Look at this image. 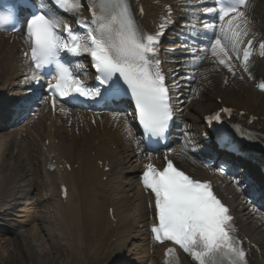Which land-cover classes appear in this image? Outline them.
<instances>
[{"label": "snow or ice", "instance_id": "snow-or-ice-1", "mask_svg": "<svg viewBox=\"0 0 264 264\" xmlns=\"http://www.w3.org/2000/svg\"><path fill=\"white\" fill-rule=\"evenodd\" d=\"M53 2L62 11L73 15L82 7V0ZM214 3L221 6L204 8L203 15H218L219 20L224 21L233 14L227 21L229 28L222 27L220 35L215 34L214 24L204 23L203 29L205 33L212 30L215 36L208 42L212 55L219 57L222 54L227 59H219V63L233 71L228 49L236 52L240 59L238 45L248 35V28L245 13L239 9L246 0H214ZM89 11L91 21L83 22V33L53 14L43 0L26 20L25 35L30 46V53L25 52L26 58L36 71L49 68L55 72L56 83L47 85L53 108L57 97L65 103L78 99L107 103L130 94L145 136L157 140L163 138L173 118L169 88L156 58L164 25L161 24L155 33L144 32L137 24L128 0H91ZM15 19L14 6L0 10V29L15 30ZM80 24L81 21L77 20V25ZM246 43L242 53L245 71L253 42L249 39ZM260 48L264 50V42ZM84 54L91 57L96 70L95 87L85 84L63 60L64 55L79 57ZM189 55L195 57L196 50ZM192 64H196L195 59ZM32 80L40 83L36 76ZM221 111L231 112L230 109ZM213 119L220 121V113ZM142 184L154 194L158 222L151 227V232L157 242H173L197 264H246L244 241L234 234L229 209L214 195L208 182L193 179L175 167L172 160H167L162 169L147 164L142 173ZM174 252V248H168L166 255Z\"/></svg>", "mask_w": 264, "mask_h": 264}, {"label": "bare ground", "instance_id": "bare-ground-1", "mask_svg": "<svg viewBox=\"0 0 264 264\" xmlns=\"http://www.w3.org/2000/svg\"><path fill=\"white\" fill-rule=\"evenodd\" d=\"M262 1L263 0L253 1L254 5H253V8L251 9V13H253L255 24H259V23L264 24V3H262ZM4 52L5 51L3 49H0V60L2 59ZM213 61H215V58H213ZM262 66L264 67V63H262ZM263 71L264 70H262V72ZM219 75H221L220 72H218V74L215 72H209V76L206 80L207 88L201 90L200 95L197 97V99H192L191 94L187 95V97H190L191 99L185 104V113H183L182 116H183V120L187 122L189 126L191 124V121H197L199 119L200 114H205L219 107V104H217L215 100L216 95L221 97L222 103L225 105H230V106L241 108L244 110L249 109L251 111L257 108V106H255L256 104H253V100L249 96V91L245 88H243V95L241 96H238L239 93H234V91L231 90L229 87H225L224 91H221L219 83L215 80V78L217 79ZM186 92H187L186 89L183 90L181 92V95H185ZM261 105H264V102H261ZM260 108L264 111V107L262 106H259L257 110H259ZM261 115H264V113H261ZM57 129L60 130L63 136V140L69 137L68 135L66 136L60 128H57ZM104 132L106 135L109 134V131H103V133ZM53 133H56V132L53 131ZM103 133H98L96 135H93L94 139H98L100 142L101 147L98 150L99 153H102L108 149L107 148L108 145H105V140H104L105 138L103 136L104 135ZM54 136H58V133L54 134ZM69 138L71 139V137ZM65 149L68 151L69 156L70 154L75 152L74 141L72 139L65 146ZM133 169H134V166H129L130 172H133ZM127 190H128V193H124L122 195V200L127 201L129 203V206L127 207H123L122 205L116 206L117 216L120 219V223H124V226L118 227V229L112 231V233L115 236V239L109 240L108 247L113 252H115V256L117 257L116 262L131 263L133 259V255H134L132 248L134 245H137L136 242H133V240L137 234L142 235L143 233L142 229L136 228L135 224H136L137 219H142V218L146 219L148 216V212H147L146 206L141 203L140 197L137 203L131 200H127V197L131 194L130 191H132V189L128 187ZM133 192L139 195L137 191L133 190ZM247 219L250 220L251 227H253L254 222H253L252 217L248 216ZM131 221L134 222L133 227L130 224ZM262 239L264 242V232L262 233ZM90 245H91V242H89L86 246H84V248L80 247L81 245L72 246L71 248L74 250V253L72 252L73 254L71 253L67 254V258L64 261H62L60 264H82L80 261V258L86 261L87 263L95 264L96 254H95V251L93 250V246H90ZM22 253L23 252H21L20 254ZM54 254H55V251L51 250L49 257L53 258ZM51 264H54V263H51Z\"/></svg>", "mask_w": 264, "mask_h": 264}, {"label": "rangeland", "instance_id": "rangeland-1", "mask_svg": "<svg viewBox=\"0 0 264 264\" xmlns=\"http://www.w3.org/2000/svg\"><path fill=\"white\" fill-rule=\"evenodd\" d=\"M3 251V253H1ZM29 263L21 262L17 256V251L11 244L5 245L0 248V264H26Z\"/></svg>", "mask_w": 264, "mask_h": 264}]
</instances>
